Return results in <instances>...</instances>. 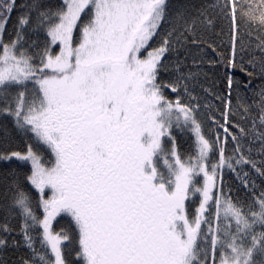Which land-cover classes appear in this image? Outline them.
Returning a JSON list of instances; mask_svg holds the SVG:
<instances>
[{
  "label": "snow or ice",
  "instance_id": "6c2138e0",
  "mask_svg": "<svg viewBox=\"0 0 264 264\" xmlns=\"http://www.w3.org/2000/svg\"><path fill=\"white\" fill-rule=\"evenodd\" d=\"M217 20L230 34L229 105L238 67L244 92L254 91L239 105L244 126L229 130L230 109L224 124L213 118L223 138L202 131L191 74L162 79L170 56L180 72V49ZM0 118L32 139L24 152L0 153L29 166L23 181L12 173L0 221V252L22 246L21 264H73L74 237L54 226L65 216L78 238L75 264H264V159L252 158L264 157V0H0ZM174 128L194 134L191 155L178 151ZM225 166L244 201L218 183Z\"/></svg>",
  "mask_w": 264,
  "mask_h": 264
},
{
  "label": "trees",
  "instance_id": "16d2710c",
  "mask_svg": "<svg viewBox=\"0 0 264 264\" xmlns=\"http://www.w3.org/2000/svg\"><path fill=\"white\" fill-rule=\"evenodd\" d=\"M18 3L26 2V0H17ZM50 4H59L61 0H47ZM173 7H176L180 3L199 5L205 0H169ZM19 15L18 12H14L12 19L9 22L8 32L13 30L16 22V17ZM169 28H165V32ZM165 32H162L160 36L156 37L151 41L152 47H158V43L161 42ZM78 31L74 32V37H78ZM197 45L188 44L186 47L181 48L179 51V68L180 72H177V54L173 53L170 58L166 61V64H170L167 67V72L162 75L170 77V72L175 71L178 75H189L190 79L187 81L188 88L191 96L196 98V102L200 105L199 120L202 123V131L205 133H211L212 137L215 138L219 135L221 138L225 136L222 129L218 128L215 123H212L214 118L220 124H224V115L226 111L230 109L229 118L227 124L229 125L230 131H235L232 125L239 124L244 126L247 121L242 114V109L239 105L242 103L244 98H251L254 95V91L249 89L247 93L243 90V83L248 77L239 70V67L235 70L234 80L239 81L241 84L240 88L235 89L231 92V104L228 103L229 89L227 87V77L224 71V57L228 56L231 51L230 34L226 21L217 20L215 27L204 30L199 29L197 33ZM248 41L246 40V43ZM254 47V45H253ZM249 56L244 54V62L247 64ZM177 75V74H176ZM177 77V76H174ZM170 79L169 81H173ZM169 81L164 80L167 83ZM257 83H259L257 81ZM182 90V89H181ZM255 91H258L256 89ZM174 96V94H171ZM181 96L183 94L181 91ZM190 100V97L188 96ZM176 140L178 151L185 157L191 155L195 150V138L190 129L187 128H174L172 130ZM32 143L31 134L25 136L23 133L18 132L11 120H5L0 118V153L11 152V151H26L27 145ZM258 147L255 145L254 148ZM232 142L229 140L226 149V157L232 155ZM252 158L256 160L258 166L264 157L256 154L255 151L252 153ZM214 160L218 157H214ZM29 166H20L18 162H4L0 161V221H3L6 215V206L10 203L12 192L9 191V185L13 180L12 173L15 171L16 179L23 181L24 173L28 171ZM243 171L249 173V179L254 180L258 188L261 185V178L256 174L255 170L251 169L250 166H244ZM220 180L223 184L225 194H231L232 199L244 201L246 199V191L243 188L241 179L237 177L236 173L230 171L226 166L220 172ZM242 176V173H241ZM58 224H55L57 231L61 229L68 232L70 236H73V242L71 244V256L70 260L75 264L77 257L75 249L78 247V238H76L74 225L68 217L57 218ZM10 222L14 227H19V219H13L9 217ZM15 236V233H13ZM11 239V238H10ZM17 240L20 237L16 236ZM29 253L25 248L10 247L6 252H0V264H21L22 258H28Z\"/></svg>",
  "mask_w": 264,
  "mask_h": 264
},
{
  "label": "rangeland",
  "instance_id": "374dc122",
  "mask_svg": "<svg viewBox=\"0 0 264 264\" xmlns=\"http://www.w3.org/2000/svg\"><path fill=\"white\" fill-rule=\"evenodd\" d=\"M75 32V31H74ZM161 43V42H160ZM160 43H158V44H160ZM159 46V45H158ZM146 54V53H145ZM170 66V64L168 65L167 64V67H169ZM165 72H167V70L165 71ZM178 75V73L175 71L174 73H171L170 72V77H168V76H166L165 77V75H162V79H163V81L164 80H166V81H169L170 79H174L173 81H175V79H176V77H174V76H177ZM182 91V90H181ZM171 94H173V93H171L170 91L168 92V96H169V98L170 99H175L176 98V94H174V96H172ZM185 95V94H184ZM181 99H182V101L183 102H185V103H188L189 102V99H188V95H187V98L185 97V96H181ZM191 131V130H190ZM192 132V131H191ZM194 135V134H193ZM50 194V193H49ZM66 217V216H65ZM68 219L69 220H71V218L70 217H68ZM75 235H76V233H74Z\"/></svg>",
  "mask_w": 264,
  "mask_h": 264
}]
</instances>
